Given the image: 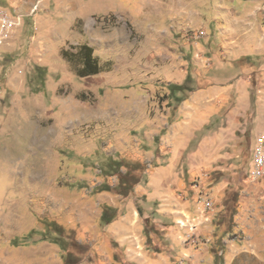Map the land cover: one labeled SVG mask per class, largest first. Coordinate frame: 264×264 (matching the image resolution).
Returning a JSON list of instances; mask_svg holds the SVG:
<instances>
[{"label":"rangeland","instance_id":"rangeland-1","mask_svg":"<svg viewBox=\"0 0 264 264\" xmlns=\"http://www.w3.org/2000/svg\"><path fill=\"white\" fill-rule=\"evenodd\" d=\"M0 5V264H264V0Z\"/></svg>","mask_w":264,"mask_h":264},{"label":"built area","instance_id":"built-area-1","mask_svg":"<svg viewBox=\"0 0 264 264\" xmlns=\"http://www.w3.org/2000/svg\"><path fill=\"white\" fill-rule=\"evenodd\" d=\"M37 9V4L31 9V14ZM23 21V15L19 13L6 12L0 5V44L10 39L16 30L20 27ZM264 156L261 151L254 159V164L250 170V175L254 178L260 177L263 174Z\"/></svg>","mask_w":264,"mask_h":264},{"label":"trees","instance_id":"trees-1","mask_svg":"<svg viewBox=\"0 0 264 264\" xmlns=\"http://www.w3.org/2000/svg\"><path fill=\"white\" fill-rule=\"evenodd\" d=\"M80 50H82L84 52L83 53L84 55L81 56L82 57L81 67L77 68L78 75L79 76H87V75L98 73V71L100 70V65H99L97 58L92 55L91 48L88 47L87 45H82ZM63 55L68 60H72L71 57L67 55V51H64ZM184 87H185L184 84L172 85V88H174V89H182ZM125 192L126 191H123V193H125ZM113 216H114L113 212L110 211V209L108 207H106L105 209H103L100 219L102 222L109 223L112 220ZM58 243H60L64 248V246H65L64 241H59ZM67 263H68V261H67Z\"/></svg>","mask_w":264,"mask_h":264}]
</instances>
